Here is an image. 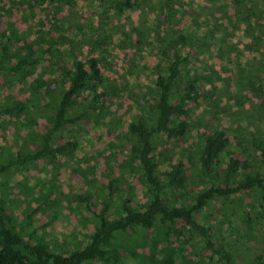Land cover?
<instances>
[{
  "label": "trees",
  "instance_id": "1",
  "mask_svg": "<svg viewBox=\"0 0 264 264\" xmlns=\"http://www.w3.org/2000/svg\"><path fill=\"white\" fill-rule=\"evenodd\" d=\"M113 1L119 12L139 11L144 18L146 5L159 0ZM163 1L157 4L161 7ZM217 1L221 19L231 21L230 11L241 0ZM257 2L264 5V0ZM73 4L74 0H0V81L9 80L14 88H28L43 101L40 106L14 93L3 94L4 88L0 91V127L9 128L16 122L20 129L11 159L6 165L0 164V175L10 166L34 167L42 162L53 166L56 179L62 164L77 160L78 127L83 122L98 127L112 119L111 100L123 88L104 74L95 50L83 59L74 54L60 18L65 7ZM164 4L166 17L171 9L168 0ZM13 10H21L24 22L33 19L35 25L21 31L12 21ZM37 10L44 19H37ZM162 22L166 23V18ZM142 23L133 28L136 38L150 34L151 28L145 30ZM153 36L152 44L160 49L161 59L153 69L154 81L147 87L151 98L145 104L135 102L136 113L126 126L132 142L130 152L136 158L133 168L138 169L145 185V201H137L132 193L118 198L114 182L109 183L108 193L99 197L86 180L88 189L81 200L94 218V232L85 245L64 255L24 233V226L18 229L5 193L0 194V264H129V260L134 264H254L260 260L256 253L250 257L251 249L245 244L240 247L242 251L216 240L202 215L217 200L238 205L236 199L242 202L240 194L247 192L264 207V136L254 141L256 165L249 160L241 164L235 158L223 130L203 134L193 152L181 148L191 132L186 118L189 105L206 101L209 92L202 94L203 79L184 74L187 61L196 51L192 36H178L174 31ZM69 45L71 50L66 47ZM182 79L183 92L178 94ZM41 116L46 123H39ZM164 138L176 144L175 157L167 155ZM37 140L43 144L33 148ZM190 169L196 173V184L190 181ZM81 175L88 178L86 172ZM39 192L44 204L59 193V187L51 184ZM94 195L100 199L99 211L88 204ZM244 221L253 234L264 238L258 216L249 215ZM253 224L262 227L256 231ZM194 238L198 240L197 250L186 254ZM139 247L149 249V253L139 252Z\"/></svg>",
  "mask_w": 264,
  "mask_h": 264
},
{
  "label": "rangeland",
  "instance_id": "2",
  "mask_svg": "<svg viewBox=\"0 0 264 264\" xmlns=\"http://www.w3.org/2000/svg\"><path fill=\"white\" fill-rule=\"evenodd\" d=\"M257 1L241 0L236 11H230L231 21L221 19L217 0H168L171 10L166 17L164 9L167 7L163 2L161 7L158 2L146 5L144 18H140L139 11L119 12L113 0H74L71 7H65L60 18L76 57L83 59L90 50H95L104 74L124 91L116 93L111 100L110 122L98 127L83 122L78 127L77 160L62 164L56 179L53 166L42 162L34 167L10 166L0 175V194L5 193L9 212L16 218L18 229L20 225L24 226V233L68 255L85 245L94 232V218L87 212L86 202L81 200L88 189L86 180L94 185L99 197L106 195L109 183L114 182L118 198L132 193L137 201H145V185L139 178L138 169L133 168L136 158L130 152L132 142L126 126L136 113L135 102L139 100L145 104L151 98L147 87L152 85L153 69L161 59L160 49L152 44L155 41L153 34L174 31L178 36H192L196 51L187 61L184 74L189 73L187 78L203 79L202 94L209 92L206 101L189 105L186 118L191 123V132L186 142H181V148L193 152L203 134L223 130L229 137V148L235 158L241 164L249 160L256 165L254 141L264 136V5ZM154 4L156 8L152 6ZM12 13V21L21 31L36 23L33 19L24 22L21 10ZM39 18L44 19L41 14ZM165 18L167 22L163 23ZM141 23L145 30L151 28V31L149 35L136 38L133 28ZM54 35L58 36L57 33ZM70 46H66L68 50H71ZM181 83L178 94L183 92L185 79ZM4 85L10 88L5 89ZM3 88V94L14 93L21 99L43 105L42 99H36L37 95L28 88L11 87L9 80L0 81V91ZM44 119L41 116L39 123H46ZM17 131L20 129L16 122L10 123L9 128L0 127V164L6 165L11 159ZM58 139L59 136L54 142ZM163 142L169 158L175 157L176 144L165 138ZM42 144L37 140L33 148ZM84 172L88 175L86 179L81 175ZM189 174L190 181L196 184L193 169ZM51 184L59 187V193L52 195L50 202L42 204L39 191L46 190ZM96 195L88 204L99 211L100 199ZM240 199L242 202L236 199L238 205L235 201L217 200L204 212L203 219L213 228L216 240L228 242L242 251L244 248L240 247L245 244L251 249L250 257L253 253L261 255L254 264H264V238L253 234L244 221L249 215L258 216L260 225L264 226V207L248 192L240 194ZM29 215L30 223H27ZM262 226L257 228L253 224V229L259 231ZM261 233L264 235V229ZM177 243L183 244V241ZM198 245L194 238L186 248V254L192 255ZM139 252L148 254L149 249L139 247ZM128 263L134 264L130 260Z\"/></svg>",
  "mask_w": 264,
  "mask_h": 264
}]
</instances>
